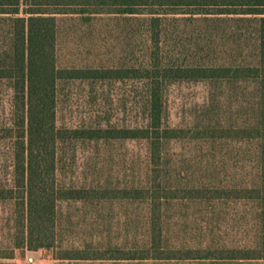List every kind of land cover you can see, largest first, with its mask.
<instances>
[{"label": "trees", "instance_id": "16d2710c", "mask_svg": "<svg viewBox=\"0 0 264 264\" xmlns=\"http://www.w3.org/2000/svg\"><path fill=\"white\" fill-rule=\"evenodd\" d=\"M73 82L133 83L142 122L58 125L59 88ZM184 82L250 90L237 119L205 111L171 127L166 90ZM0 85V260L264 264V0H0ZM124 142L145 146L129 179L67 182L65 148Z\"/></svg>", "mask_w": 264, "mask_h": 264}, {"label": "rangeland", "instance_id": "374dc122", "mask_svg": "<svg viewBox=\"0 0 264 264\" xmlns=\"http://www.w3.org/2000/svg\"><path fill=\"white\" fill-rule=\"evenodd\" d=\"M250 87L245 85H227L201 83H175L166 90L165 121L171 127L190 126L202 119L205 111H210L214 118H239L236 114L245 106L246 93ZM59 104L57 108V124L79 126L92 124L96 119L109 121L125 126H133L142 122L140 102L135 85L131 82L96 84L86 82L64 84L59 88ZM244 93V94H243ZM10 90L0 85V118L9 112ZM239 120V119H238ZM104 122V121H103ZM174 153L193 154L198 147L186 144H173ZM239 144L225 146L229 152H236ZM145 146L142 142L116 143L112 147L104 145L95 147L92 144H76L65 148L69 155L74 156L71 162L72 173H65L67 182L72 180L79 184L83 179L88 182L95 175H111L113 181L127 180L131 170L136 168L132 159L143 155ZM204 151V149H203ZM111 153V161L104 158ZM7 151L0 143V178L7 176ZM108 159V157H107ZM9 207L0 202V239L6 236L4 219L9 215ZM29 258L32 262H29ZM0 264H59L53 259L51 252L38 250L26 252L18 260H0Z\"/></svg>", "mask_w": 264, "mask_h": 264}, {"label": "built area", "instance_id": "2783aa9c", "mask_svg": "<svg viewBox=\"0 0 264 264\" xmlns=\"http://www.w3.org/2000/svg\"><path fill=\"white\" fill-rule=\"evenodd\" d=\"M29 262H32V259L31 258H29Z\"/></svg>", "mask_w": 264, "mask_h": 264}]
</instances>
